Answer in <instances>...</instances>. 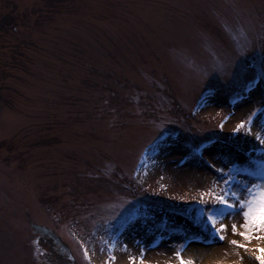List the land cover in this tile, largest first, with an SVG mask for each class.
Wrapping results in <instances>:
<instances>
[{
  "label": "rangeland",
  "instance_id": "rangeland-1",
  "mask_svg": "<svg viewBox=\"0 0 264 264\" xmlns=\"http://www.w3.org/2000/svg\"><path fill=\"white\" fill-rule=\"evenodd\" d=\"M256 132L264 0H0V264H259L200 214L261 183Z\"/></svg>",
  "mask_w": 264,
  "mask_h": 264
},
{
  "label": "snow or ice",
  "instance_id": "snow-or-ice-1",
  "mask_svg": "<svg viewBox=\"0 0 264 264\" xmlns=\"http://www.w3.org/2000/svg\"><path fill=\"white\" fill-rule=\"evenodd\" d=\"M252 115L254 116L255 113ZM251 123L252 116H249L247 121H242L233 131L239 132L240 129L245 128L246 125H251ZM247 134H253L251 127L247 128ZM255 139L259 141L260 144L264 145V133L256 132ZM216 171L220 172L222 175L224 174V169L222 168H217ZM248 175L257 177L261 180V183H252L250 186L241 185L238 188L233 187L232 189H224L219 193L210 189L209 193H207V195H210L211 199L214 201L212 207L215 208L216 211L215 214H213L211 209H201L200 214L205 216L214 234L221 241L225 239L224 233L228 228V225L223 221L232 215L243 217V224L239 226L243 231L238 230L237 224L233 223L231 225V231L234 235H239L245 241L249 242L252 239L264 240V236L256 234L264 232V166H261L257 171L249 172ZM233 179L234 177H232L229 172L225 176L223 183L227 185L231 183ZM204 195L206 194H201L199 201L201 204H206ZM233 201H235V203ZM230 243L238 248H244L247 250L246 244H240L236 240H231ZM126 247L127 246L125 245V248ZM255 251L260 253L259 255H256L255 259L259 261V264H264V247H258ZM85 255L87 256V251L85 252ZM175 255L179 264H193L192 260L184 259L181 251H177ZM110 259L114 261L115 256H112ZM129 264H137V257L129 256ZM139 264H144L143 250L139 256Z\"/></svg>",
  "mask_w": 264,
  "mask_h": 264
},
{
  "label": "bare ground",
  "instance_id": "bare-ground-1",
  "mask_svg": "<svg viewBox=\"0 0 264 264\" xmlns=\"http://www.w3.org/2000/svg\"><path fill=\"white\" fill-rule=\"evenodd\" d=\"M244 105V104H243ZM240 110H243V107H239ZM225 244V243H224ZM199 247L200 249H203L204 247L202 246H197ZM224 247V245L222 244H219L218 246H216L215 248H212L213 251L209 252V253H205V252H202L200 253L201 254V257L203 258L202 260L204 261L205 264H225L226 263V259L229 258V255L226 253V252H223L221 249ZM194 249H196V245H193L191 244L187 250L185 251V258L186 260L187 259H190V260H193L196 255V252L194 251ZM137 251V250H136ZM131 252L132 254H134V256H136V252H135V248H131ZM152 253L154 252H150L149 254H147V257H146V264H149L151 261V255ZM165 256H163L164 258ZM153 260V258H152ZM155 260V259H154ZM119 261V262H118ZM126 259H119V257L117 258V264H127L126 262Z\"/></svg>",
  "mask_w": 264,
  "mask_h": 264
}]
</instances>
